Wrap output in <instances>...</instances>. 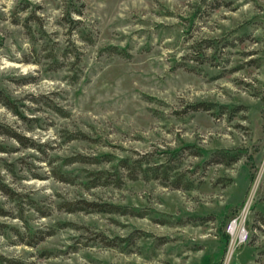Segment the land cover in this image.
I'll use <instances>...</instances> for the list:
<instances>
[{
    "label": "rangeland",
    "instance_id": "1",
    "mask_svg": "<svg viewBox=\"0 0 264 264\" xmlns=\"http://www.w3.org/2000/svg\"><path fill=\"white\" fill-rule=\"evenodd\" d=\"M0 91V264H264V0H0Z\"/></svg>",
    "mask_w": 264,
    "mask_h": 264
},
{
    "label": "trees",
    "instance_id": "2",
    "mask_svg": "<svg viewBox=\"0 0 264 264\" xmlns=\"http://www.w3.org/2000/svg\"><path fill=\"white\" fill-rule=\"evenodd\" d=\"M68 23L70 26L72 25L71 30H74L75 26L78 24L77 21L71 20V19H69ZM90 43H91V41H90ZM0 105L4 106L5 108L13 111V113L18 115V113L13 108L12 100L9 97L5 96L4 93L1 91H0ZM201 109L205 110V111H210L212 108H201ZM0 134L10 136L19 142L21 141V139L17 135L13 134L12 132H9L8 130H6V131L0 130ZM218 157L221 159L219 162L222 164H225V165L233 164L237 160L236 156H229V154H227V153H219ZM70 163H72V162H70ZM120 166L123 167L124 169H130L133 172L138 170L139 172H142L145 175V177L149 173L150 176L153 177V179L171 181V183H173V187L175 189H179V188L183 187V186L178 184L179 179L177 178V175H171L170 174L173 171V169L170 167V164L169 165L164 164V165H160V166H155V168H152V169L147 168L144 170L141 166V161H139V160L133 161L129 165L128 161L124 160L121 162ZM99 180H100V178H99ZM96 185H98V184H95L94 187H96ZM184 188L189 189L190 187L188 185H185ZM100 211H106V210H100ZM109 211L115 212L117 210H109ZM71 212H73V210H71ZM0 215H2V214H0Z\"/></svg>",
    "mask_w": 264,
    "mask_h": 264
},
{
    "label": "built area",
    "instance_id": "3",
    "mask_svg": "<svg viewBox=\"0 0 264 264\" xmlns=\"http://www.w3.org/2000/svg\"><path fill=\"white\" fill-rule=\"evenodd\" d=\"M245 237H246V236L244 235V236H243V238H242V241H244V240H245Z\"/></svg>",
    "mask_w": 264,
    "mask_h": 264
}]
</instances>
